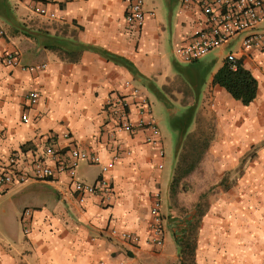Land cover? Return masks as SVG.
<instances>
[{"label": "crops", "instance_id": "crops-1", "mask_svg": "<svg viewBox=\"0 0 264 264\" xmlns=\"http://www.w3.org/2000/svg\"><path fill=\"white\" fill-rule=\"evenodd\" d=\"M41 5L57 17L41 15L35 10ZM146 9L154 14L143 28L134 29L126 22L124 0H0V172L8 170L12 157L21 172L30 174L36 160L56 169L70 161L73 148L101 161H79L75 177L67 171L47 180L31 174L0 194V264H180V243L191 232L197 242L196 264H264V150L254 164L240 166L244 138L225 135L219 139L224 144H213L208 154V160L219 158V173L206 168L204 187H194L189 195L174 194L176 159L172 162L166 153L164 122L154 115L160 146L146 142L149 130L117 129L121 107L115 102L125 97L131 119L137 121L140 105L133 88L154 106V99L159 100L148 83L162 88L183 79L175 69L174 49L208 27L201 8L182 0H146ZM76 43L92 49L68 54L54 48ZM13 49L20 52L23 65L36 68L8 67L5 55ZM231 52L259 82L258 96L249 106L212 83ZM200 63L206 67L205 88L194 92L197 83H184L195 98L191 105L211 89L220 109H233L228 118L235 125L252 127L248 140H262L253 125H264V51L244 52L235 41ZM31 91L39 95L35 104L27 99ZM48 147L57 154L48 155ZM118 151L122 156L108 172L114 196L103 201L89 194L80 203L74 182L95 183L102 165ZM218 177L220 192L203 208L201 193ZM158 194L162 245L151 228V206ZM26 209L30 215H24ZM112 229L136 233L139 240L113 237Z\"/></svg>", "mask_w": 264, "mask_h": 264}, {"label": "built area", "instance_id": "built-area-1", "mask_svg": "<svg viewBox=\"0 0 264 264\" xmlns=\"http://www.w3.org/2000/svg\"><path fill=\"white\" fill-rule=\"evenodd\" d=\"M127 24L134 29L144 27L147 16L153 15V11L146 9V0H124ZM184 5H198L202 13L207 17L208 27L198 29L194 38L185 45L176 46L174 49L175 57L183 63H193L203 59L209 53L222 46L239 41L240 47L244 52L253 50L264 51V0H182ZM35 10L41 15L49 18H56L55 12H50L44 5L35 6ZM0 33L3 31L0 29ZM227 59L233 63V68H237V55L233 52L227 55ZM5 63L8 67H20L22 70L31 71L36 67L25 66L21 63L20 52L18 49L8 51L5 55ZM129 84V83H128ZM134 96H137L140 105V118L133 121L130 115V104L125 97L119 99L115 104L121 107L118 117V130L134 133L139 130H149L146 142L150 145L160 146L161 137L158 123L154 117L152 104L149 99L141 93L139 88H133ZM38 92L31 91L27 99L29 104L38 101ZM112 104V103H111ZM113 106V105H112ZM23 119L28 122V116ZM48 155H56L53 147L47 148ZM70 161L60 162L56 169L46 164L43 160H36L32 166V172H21L16 167V158L10 159V167L7 171L0 172V194L7 187L14 183L26 181L30 175L36 179L47 180L52 178L57 171H67L72 177L76 176V167L79 161H88L91 164L101 163L98 155L89 154L78 148L69 151ZM160 155H165L164 149L160 147ZM122 153L116 152L109 163L102 165V171L93 184L80 180L74 182V193L80 203H84L85 197L89 194L103 197V201L110 200L114 196V185L108 176L109 170L121 158ZM31 210L26 209L24 215H30ZM152 231L157 245L164 242V217L162 214V201L158 195L151 206ZM113 237H120L129 242H138L139 236L128 231L112 229L110 232Z\"/></svg>", "mask_w": 264, "mask_h": 264}, {"label": "rangeland", "instance_id": "rangeland-1", "mask_svg": "<svg viewBox=\"0 0 264 264\" xmlns=\"http://www.w3.org/2000/svg\"><path fill=\"white\" fill-rule=\"evenodd\" d=\"M237 50L238 48H233L232 51L235 52ZM177 62L180 69H176V71H180L178 73L181 74L183 79L177 77L173 84L163 85L162 88L158 87L162 99L154 93L159 101L154 99V106L152 108L154 115L160 118L165 125V134L169 140L166 153L171 157L172 162L176 159L175 174L173 177V183L175 184V188L173 189L174 194L180 192L189 195V193L192 194L194 192V187H204L206 168H211V171L218 172L216 171V167L218 166L217 161L219 158H209L208 160V154L213 144H224L219 139H223L225 135H242L244 138L243 140L241 139L243 147H239L244 148L245 153L240 159V166L254 164L262 150H264V125H253V131L262 140H257V138L256 140H248L247 135L251 133L252 127H248V129L235 125L236 122L228 118L229 113H232L233 109L230 108L228 111L226 109H220L211 89L202 93L197 105L195 103L191 105L195 98L193 93H189L184 83H194L195 80L188 73L196 71L198 73V78L196 79L198 80V89L192 87L194 92L201 90V86L205 88L206 83L204 81L207 77V73L205 72L206 67L201 63H198V66L194 67V64L190 65L178 60ZM204 76L206 77L204 78ZM147 86L150 89L154 88L152 83H148ZM189 104L191 105L190 107H196V111L191 116L189 127L177 148L181 132L178 131V127L180 124H184L185 119L189 117L188 113L186 114L190 108L188 106ZM176 117L183 121L173 122ZM174 124L178 125L175 126ZM214 181H217V183H214L206 192L202 191L201 193L203 208L207 205L209 198L215 197L220 192L221 179L219 177L218 179L214 178Z\"/></svg>", "mask_w": 264, "mask_h": 264}, {"label": "trees", "instance_id": "trees-1", "mask_svg": "<svg viewBox=\"0 0 264 264\" xmlns=\"http://www.w3.org/2000/svg\"><path fill=\"white\" fill-rule=\"evenodd\" d=\"M24 32L26 35L30 34L27 29H25ZM39 34L44 36V32H40ZM54 48L63 50L68 54H77L83 50L92 49V47L87 45H82L80 43H76L73 46L57 44ZM198 63L199 61H196L190 63V65L194 64L195 67L198 66ZM175 69L177 70L180 69V67L176 65V63H175ZM188 74H190L191 77L195 80L194 83L193 82L191 83L193 85L196 84L198 81L196 80L198 78V73L194 71V72H189ZM205 77L206 76H204V78ZM205 81L204 83H206ZM212 83L213 85H219L222 88H224L236 101H239L244 106H249L252 102L255 101V99L258 96L259 82L257 78L252 74V72L244 67L241 60L237 61V68L234 69L233 63L228 59H226L224 65L213 76ZM151 89L155 94H157V96L160 99H162L160 95V90L157 87ZM195 96L196 98H199L200 93L196 92ZM195 111H196V107L195 108L194 106L190 107L189 110L186 112V114L188 113L189 117L185 119L184 121L185 125L180 124L178 127V131L181 132H180L177 148L179 147L184 137V134L186 133L189 127L191 116L194 114ZM179 120L183 121L182 119H178V117H176V119L173 122ZM178 124H174V125L177 126ZM174 188H175V184L172 183V189ZM196 246H197L196 237L194 236L193 232H191L180 243V254H181L180 264H196V260H195Z\"/></svg>", "mask_w": 264, "mask_h": 264}]
</instances>
